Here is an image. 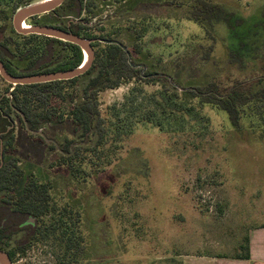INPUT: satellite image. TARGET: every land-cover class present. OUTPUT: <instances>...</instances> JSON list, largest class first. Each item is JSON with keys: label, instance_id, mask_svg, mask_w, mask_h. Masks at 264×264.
Masks as SVG:
<instances>
[{"label": "rangeland", "instance_id": "rangeland-1", "mask_svg": "<svg viewBox=\"0 0 264 264\" xmlns=\"http://www.w3.org/2000/svg\"><path fill=\"white\" fill-rule=\"evenodd\" d=\"M188 1L84 0L90 6L83 16L94 24L89 32L100 43L125 46L143 76L98 93L101 118L113 125L101 143L85 142L65 116L90 77L65 85L64 102L51 99L48 108L64 117L39 125L42 141L9 115L6 127L13 125L14 139L5 156L24 172L19 188L32 180L45 186V226L66 209L65 221L83 242L79 264L235 258L245 254L250 233L264 228V125L244 117L235 128L226 112L186 93L210 86L226 91L258 79L261 70L229 66V28L217 26L216 40H210L187 19ZM210 1L245 20L264 15V0ZM16 42L36 45L34 52L42 54L32 38ZM7 90L11 86L0 78V98ZM17 192L9 198L17 199ZM60 251L54 236H38L11 262L58 264Z\"/></svg>", "mask_w": 264, "mask_h": 264}, {"label": "trees", "instance_id": "trees-1", "mask_svg": "<svg viewBox=\"0 0 264 264\" xmlns=\"http://www.w3.org/2000/svg\"><path fill=\"white\" fill-rule=\"evenodd\" d=\"M69 1L66 0V3ZM79 2L81 4L80 12L83 9H89L90 3L85 5L84 0H79ZM188 3L187 19L203 28L205 35L210 40H216L215 28L217 26L229 28L230 35L225 39L229 66L241 70L251 66L254 70L258 65L261 75L258 79L248 83L243 82L242 85L234 86L226 91H219L210 86L211 89L206 88L204 90L191 88L186 93L190 94L191 98L198 99L202 105H213L226 112L231 125L235 128L240 127L244 117H247L250 123L264 125V15L259 20L257 18L245 20L223 5L210 0H189ZM178 5L182 6L181 4ZM89 29L80 24L75 33L87 39L98 38L89 32ZM99 38L113 39L110 36ZM91 46L93 60L84 74L67 81L16 86L10 93V97L5 96L1 100V104L4 106L2 108L16 110L18 112L16 117L30 130L36 131L41 123L58 121L64 117V113H61L56 118V109L48 108L51 99L64 102L66 100L64 96L65 85H75L81 79L90 77L89 82L82 87L80 96L71 98L72 100L75 99V102L65 116L81 130L80 136L85 142L95 138L97 144L101 143L106 129L113 127V125L101 118L97 100L98 93L116 89L123 81L141 80L143 76L140 75L139 63L133 59L131 51L128 49L127 52H124L118 45L104 44L97 40ZM62 47L61 61L54 65L48 62L47 65H43L37 71L32 72H63L79 67L83 61L81 49L74 44L65 42H63ZM211 49L212 47L209 46L208 50L204 52L202 56L204 60L209 58ZM127 53L130 55V62H128ZM48 57L51 58V55ZM52 59H54L53 54ZM8 70L13 72L9 68ZM6 113L1 114L0 112V132H4L8 124L6 117L3 116ZM36 137L42 141L40 136ZM13 139L12 132L0 137L3 152V163L0 164V249L13 260L16 255L23 256L33 241H37L38 236L45 239L50 235L54 236V241L61 250L56 256L57 263L79 264L83 254V242L79 234L75 235L72 221L70 223L65 221L63 214L66 213L67 215L66 209L59 219L54 217L53 221L45 226L40 221V217L45 215L48 209L45 202V186L38 185L36 181L32 180L28 185L19 188V184L22 182L20 179L24 177V172L14 159H6L5 156L7 150L12 148ZM65 151L69 158L68 149L66 148ZM71 158L72 156L67 160L62 157V162L65 164ZM15 189L18 190V195L15 206L12 208L9 193ZM26 218L35 221V225L21 227L20 225H23ZM68 218L72 220L71 215ZM13 220H15V226L11 224ZM12 232L16 235L13 242L10 239ZM18 233L23 234L18 235ZM245 249L246 252L243 256L235 258L249 259V247L246 246Z\"/></svg>", "mask_w": 264, "mask_h": 264}, {"label": "flooded vegetation", "instance_id": "flooded-vegetation-1", "mask_svg": "<svg viewBox=\"0 0 264 264\" xmlns=\"http://www.w3.org/2000/svg\"><path fill=\"white\" fill-rule=\"evenodd\" d=\"M46 0H0V23H3V26L0 27V62L3 65L5 71L11 76H26V75H34L41 74L35 73L32 71H37L39 67L43 65H47L49 62L51 65L56 64L62 59V44L63 41L59 39H55L52 37L36 35V34H21L16 30L14 17L15 14L28 6L33 4H37ZM64 0L60 5L56 6L54 9L40 14L33 15L21 19L17 22L18 27L22 30H27L32 27H51L55 29H61L68 31L72 34L77 35L75 32L77 31L78 26L81 24L86 26L88 29L92 28L94 24H91L86 17H84V13L86 9H83L80 12L81 4L79 0H70L66 3ZM10 24L8 25V22ZM28 23V25H27ZM89 29V31H90ZM25 37L32 38L33 42L41 43L39 50L42 54L37 55L36 45H32L30 43L18 44L16 41L18 39H24ZM87 39V38H86ZM16 40V41H15ZM94 43L97 39H89ZM67 43V42H65ZM91 43V44H92ZM19 52H27L25 55ZM38 52V51H37ZM52 54L54 59H52ZM30 55L32 56V60L27 58ZM51 55V58L48 56ZM26 58L24 59V57ZM48 58V59H47ZM48 64L49 66H51ZM8 68L13 71L9 72ZM27 68V69H26ZM51 73V72H48ZM2 79V77L0 76ZM3 80V79H2ZM4 81V80H3ZM5 82V81H4ZM8 84V83H7ZM10 85V84H9ZM11 86V85H10ZM12 89V86H11ZM14 90V88L9 92L8 90L4 93V95L0 98V101L3 97H10V93ZM9 114L3 115L6 117L9 122V115H17L18 112L16 110H7ZM1 114H4L3 110L0 109ZM17 113V114H16ZM24 129L35 136H39L40 132L38 130L32 131L27 125H23ZM8 132L13 133V125H9L6 127L4 132H0V137ZM0 164L3 163V152H2V143L0 142ZM16 199H10L12 208L15 206ZM13 226H15V220L11 222ZM35 225V221H32L31 218H26L23 221V225ZM13 228V227H12ZM23 234V233H22ZM18 233V235H22ZM16 235L14 232L11 233V242L14 241ZM10 258V257H9ZM11 260V259H10ZM12 261V260H11Z\"/></svg>", "mask_w": 264, "mask_h": 264}, {"label": "water", "instance_id": "water-1", "mask_svg": "<svg viewBox=\"0 0 264 264\" xmlns=\"http://www.w3.org/2000/svg\"><path fill=\"white\" fill-rule=\"evenodd\" d=\"M64 0H53L48 3H37L26 8L19 10L14 17V23L16 30L21 34H36L47 37H52L55 39L62 40L63 42L71 43L78 46L83 53V61L82 64L72 70L63 71V72H51V73H41L34 75H26V76H11L9 75L3 65L0 62V76L2 79L12 86V89L16 86H25V85H35V84H43L54 81H67L78 76H81L86 72V70L91 66L93 60V49L91 46L92 41L81 36L72 34L68 31L55 29L51 27H32L27 30H22L20 26L18 27L17 22L21 19H24L33 15H40L46 13L56 6L60 5ZM104 44H115L118 45L124 52H127V48L121 45L116 41H106L101 40ZM87 57L85 58V53ZM128 62H130V55L127 53ZM0 264H12L9 256L6 252L0 249Z\"/></svg>", "mask_w": 264, "mask_h": 264}, {"label": "crops", "instance_id": "crops-1", "mask_svg": "<svg viewBox=\"0 0 264 264\" xmlns=\"http://www.w3.org/2000/svg\"><path fill=\"white\" fill-rule=\"evenodd\" d=\"M249 259L205 257L199 264H264V228L253 230L249 237Z\"/></svg>", "mask_w": 264, "mask_h": 264}, {"label": "bare ground", "instance_id": "bare-ground-1", "mask_svg": "<svg viewBox=\"0 0 264 264\" xmlns=\"http://www.w3.org/2000/svg\"><path fill=\"white\" fill-rule=\"evenodd\" d=\"M51 1H53V0H46V1H44L43 3H48V2H51ZM84 54H85V58H86V57H87L86 52H85Z\"/></svg>", "mask_w": 264, "mask_h": 264}]
</instances>
